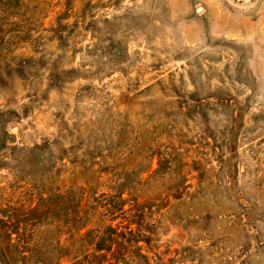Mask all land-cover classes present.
Returning <instances> with one entry per match:
<instances>
[{
	"label": "rangeland",
	"instance_id": "374dc122",
	"mask_svg": "<svg viewBox=\"0 0 264 264\" xmlns=\"http://www.w3.org/2000/svg\"><path fill=\"white\" fill-rule=\"evenodd\" d=\"M0 264H264V0H0Z\"/></svg>",
	"mask_w": 264,
	"mask_h": 264
}]
</instances>
